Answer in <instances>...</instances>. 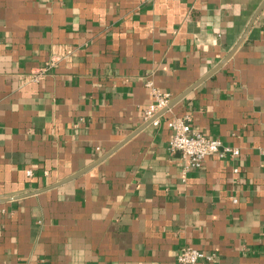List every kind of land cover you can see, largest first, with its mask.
<instances>
[{
    "label": "crops",
    "instance_id": "1",
    "mask_svg": "<svg viewBox=\"0 0 264 264\" xmlns=\"http://www.w3.org/2000/svg\"><path fill=\"white\" fill-rule=\"evenodd\" d=\"M262 1L0 0V264H264V7L144 118ZM176 118L238 155L183 172Z\"/></svg>",
    "mask_w": 264,
    "mask_h": 264
},
{
    "label": "built area",
    "instance_id": "2",
    "mask_svg": "<svg viewBox=\"0 0 264 264\" xmlns=\"http://www.w3.org/2000/svg\"><path fill=\"white\" fill-rule=\"evenodd\" d=\"M41 74L35 75L33 79L39 78ZM150 86V84H148ZM153 103L144 111V118L151 119L156 112L163 109L170 101L168 93H161L151 89ZM156 125L157 121H153ZM171 131L168 150L171 153H178L182 161V171L199 169L204 160L210 156L224 158L226 155L235 157L238 150L223 146L216 138H209L191 128L186 118H176L167 122ZM27 176H31V170L26 171ZM235 201V199L233 200ZM213 256L193 248H183L176 256L178 264H197L200 261L211 262Z\"/></svg>",
    "mask_w": 264,
    "mask_h": 264
},
{
    "label": "water",
    "instance_id": "3",
    "mask_svg": "<svg viewBox=\"0 0 264 264\" xmlns=\"http://www.w3.org/2000/svg\"><path fill=\"white\" fill-rule=\"evenodd\" d=\"M264 7V0L261 2V4L258 6V8L255 10L254 14L252 15L251 19L249 20L243 34L240 36L239 40L236 42V44L229 50V52L226 54V56L221 60V62L215 66L210 72H208L205 76H203L200 80H198L196 83H194L190 88H188L184 93H182L180 96L172 99L171 101L168 102V104L161 109L158 114H156L155 116H153L150 120L149 123H152L154 119H156L161 113H164L165 111H167L168 109H170L171 107H173L180 99L183 98V96H185L188 92H190L192 89H194L198 84H200L203 80H205L206 78H208L210 75H212L216 70H218L226 61H228V59L231 58V56L234 54V52L236 51V49L238 48V46L241 44V42L244 40L246 33L248 32L249 28L251 27V25L253 24L255 18L257 17V15L259 14V12L261 11V9ZM121 145V144H120ZM115 150V149H113ZM108 155H110V152L108 154H105L104 156H102L101 158H99V160H97V163L103 161Z\"/></svg>",
    "mask_w": 264,
    "mask_h": 264
}]
</instances>
